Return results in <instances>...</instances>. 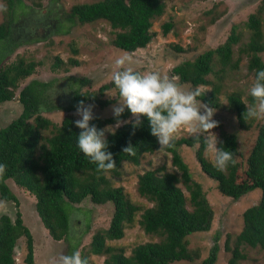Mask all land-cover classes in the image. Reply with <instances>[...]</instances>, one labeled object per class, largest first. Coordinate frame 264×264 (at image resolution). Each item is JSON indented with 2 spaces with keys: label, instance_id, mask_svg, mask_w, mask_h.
<instances>
[{
  "label": "rangeland",
  "instance_id": "rangeland-1",
  "mask_svg": "<svg viewBox=\"0 0 264 264\" xmlns=\"http://www.w3.org/2000/svg\"><path fill=\"white\" fill-rule=\"evenodd\" d=\"M97 1L101 0H22L18 5L15 0H0V24L10 22L11 36L15 38L16 43V47L7 54L1 65L5 68L11 67L22 60L23 68L27 65L32 68L24 77L10 74L13 97L11 101L0 104V129L6 128L23 115V106L17 95L21 89L32 83L48 84L37 92L38 97L40 100L46 98L49 104L59 106V109L40 110L38 113L40 119L48 122L46 130L41 132L42 137H48L53 132L52 127H59L64 117H70L73 121L80 119L75 113L76 106L81 101L77 98L73 103L74 92L90 93L95 98L96 102L83 100L85 106H93L95 119L90 123H102L113 116L112 105L119 99L118 90L112 82L114 60L127 52L113 45L112 32L105 22L96 21L81 25L76 21H66L72 7ZM163 5L162 15L151 21L150 42L144 48L127 54L133 57L134 63L131 67L134 70L156 71L161 75L175 77L186 90L193 88L180 82L177 76L171 74V69L184 61H192L207 50L215 49L227 39L231 28L234 29L237 42L231 47L232 53L227 65L222 67L214 60L212 73L206 76L208 86L199 87L202 92L210 91L213 86L219 88L216 105L213 106L216 108L213 119L219 126L213 129V132L219 141L224 136L234 137V159L237 163L239 182L244 179L246 161L263 119L238 120L227 98H239L245 109L246 106H251L247 100V90L254 78L252 72L247 71V57L241 52L250 37V32L244 25L248 15L255 13L258 7H261L259 14L263 22L264 5H261V0H163ZM36 20L42 22V25L35 31L36 24L33 23H36ZM165 23H171L172 28L162 34L161 25ZM261 31L264 32L262 27ZM263 41L264 39H261L259 43ZM257 56L264 66V51ZM79 79H86L88 83ZM104 85L109 87L100 93L99 88ZM72 104L74 107L68 110ZM34 119L36 116H29L24 121L32 126ZM133 119L130 114L123 121ZM107 126L109 125L102 124L100 129ZM192 137L187 129H181L177 132L175 141ZM175 149L191 180L199 184L211 217L206 230L189 233L182 239L189 260L170 264L200 263L206 257L215 235L218 236L215 264H264V249L250 248L236 242V237L242 229L241 215L247 208L258 204L259 190H252L236 201L222 196L216 189V183L200 171L196 161L197 144L191 147L178 144ZM202 155L208 162L213 163L205 150ZM160 167L168 173L180 176L171 163V154L165 148L161 149L158 143V148L150 154H144L138 165L122 163L116 176L105 174L109 186L120 188L129 203L138 208L134 213L133 223L123 226L119 240L108 241L105 238L113 213L110 202L97 205L85 198L79 204L73 205L78 211L71 214L69 219L70 236L74 239L80 238L77 250L87 259L88 264H103L108 257L105 254L89 255V243L94 235L102 236L108 246L121 251L124 257L131 256L133 249L139 245L160 240L157 236L145 234L139 228L137 221L140 215L145 209L152 207V204L136 192L137 176ZM4 183L16 203L0 200L4 202L0 207V216L5 215L12 222L15 213H19L21 224L31 235L32 264H51L52 258L61 254L69 255L66 243L53 241L42 227L35 213L34 198L25 190L16 187L11 180ZM178 187L187 199L188 193L184 186L179 183ZM185 208L191 210L188 200ZM25 254V239L20 237L16 239L12 250L13 264H26Z\"/></svg>",
  "mask_w": 264,
  "mask_h": 264
},
{
  "label": "trees",
  "instance_id": "trees-1",
  "mask_svg": "<svg viewBox=\"0 0 264 264\" xmlns=\"http://www.w3.org/2000/svg\"><path fill=\"white\" fill-rule=\"evenodd\" d=\"M20 5L22 0H15ZM264 5V0H261ZM258 7L255 13L248 15L245 28L250 32L249 42L241 52L247 57L246 69L252 72L253 78L259 69H264L259 53L264 51V20L260 17ZM163 0H101L90 4H81L70 9V16L66 21H76L79 24H90L96 21L105 22L112 32L113 45L121 51L132 53L144 48L151 40V21L159 18L163 13ZM172 28L171 23L161 25L162 34ZM231 28L230 35L218 47L197 55L192 61H184L171 69V74L177 76L182 83L189 84L193 90L199 86H208L206 76L212 73V63L215 60L222 67L226 66L231 57V47L236 44L237 37ZM12 27L6 21L0 24V104L11 101L13 92L10 74L24 77L31 72V65L22 67V60L11 67L1 64L7 54L16 47L15 38L11 36ZM14 38V39H13ZM237 61L234 62L236 64ZM3 67V68H2ZM88 83L86 79H79ZM112 85V84H110ZM48 84H30L18 92V101L23 106V115L0 129V164L6 165L5 174L0 177V200L13 201L6 180L25 190L34 198L35 213L53 241H63L69 253L76 251L80 238L70 236L69 219L78 209L73 205L89 198L93 204L110 202L113 213L109 222L105 238L108 241L119 240L122 237L124 225L133 223L134 213L138 211L123 196L120 188H111L105 174L116 176L122 163L138 165L144 154H150L158 148L157 138L151 135L150 125L146 117H141L142 124L133 129L131 124H125L115 130V134L108 133V151L113 154L116 167L108 172H98L96 165L91 163L77 147V136L80 130L75 127L70 117H64L59 127H52L53 132L48 137H42L46 130L47 121L40 119L38 113L53 111L59 106L49 104L48 100H40L39 92ZM108 86L99 88V92ZM219 88L213 86L210 91L202 92L198 97L202 103L213 107L216 105V94ZM40 94V93H39ZM79 101H94L90 93H73ZM248 102L252 99L248 96ZM78 101V100H76ZM230 106L235 110L238 120L244 118L246 112L244 104L237 97L227 98ZM69 105V109L73 108ZM131 113L125 109L120 117L126 119ZM36 116L34 125L25 123V118ZM114 116L102 123L94 124L98 129L102 124L113 125ZM220 147L233 152L235 156L234 137L224 136L220 140ZM131 144L133 153H124L123 148ZM193 146L197 144L196 161L200 171L216 183L217 191L233 201L240 199L252 190H259L260 200L256 206L243 211L241 215L242 229L236 237L238 245L244 244L250 248L264 249V119L259 127L255 143L247 158L244 179L237 181V163L229 164L223 172L217 170L214 163L208 162L202 155L203 140L195 137L174 141L172 146L165 148L171 154V163L179 172L168 173L160 167L148 170L137 176L136 192L152 207L145 209L139 217V228L148 235L160 238L156 243H145L133 249L131 256L124 257L121 251L108 246L102 236L94 235L89 243V255H108L103 264H170L182 260H189V254L182 245L185 235L206 230L211 217L210 211L202 198L198 183L191 180L186 166L181 162L176 146ZM181 183L188 193L187 199L178 187ZM186 200L191 207L185 208ZM87 230V228H86ZM24 237L26 254L24 261L32 264V239L28 230L21 224L19 213L11 222L5 216H0V264H13L12 250L16 239ZM218 236L212 238L206 257L198 264H215Z\"/></svg>",
  "mask_w": 264,
  "mask_h": 264
},
{
  "label": "clouds",
  "instance_id": "clouds-1",
  "mask_svg": "<svg viewBox=\"0 0 264 264\" xmlns=\"http://www.w3.org/2000/svg\"><path fill=\"white\" fill-rule=\"evenodd\" d=\"M133 63V57L127 53L114 60L112 82L119 96L111 108L116 120L114 126L98 129L90 123L95 119L93 106H85L83 101L76 106L75 115L80 117L74 121L75 127L80 130L77 147L96 165L97 171L108 172L116 167L113 154L107 150L106 133L114 135L115 130L125 124H131L133 129L139 128L142 124L141 117L147 118L151 135L157 138L161 149L172 146L177 132L187 129L197 140H203L205 152L212 158L217 170L223 172L229 164L234 165L233 152L220 147L221 142L213 132L219 126L213 119L216 108L198 99L202 95L200 87L186 90L175 77L161 75L156 71H136L131 67ZM247 92L252 104L246 106L244 118L264 119V69L256 71ZM106 95L110 97L109 94ZM125 109L132 114L133 120L120 119ZM133 149L129 144L123 148V152L132 154ZM5 172L6 165L0 164V177ZM3 203L0 201V207ZM51 264H88V261L77 250L69 255L61 254L52 258Z\"/></svg>",
  "mask_w": 264,
  "mask_h": 264
},
{
  "label": "flooded vegetation",
  "instance_id": "flooded-vegetation-1",
  "mask_svg": "<svg viewBox=\"0 0 264 264\" xmlns=\"http://www.w3.org/2000/svg\"><path fill=\"white\" fill-rule=\"evenodd\" d=\"M33 24H36V26H35V31L37 30V27L38 26H40V25H42V22H40V21H38V20H36V23L34 22ZM25 28V27H24ZM23 31V29H21V31L20 32H22Z\"/></svg>",
  "mask_w": 264,
  "mask_h": 264
}]
</instances>
